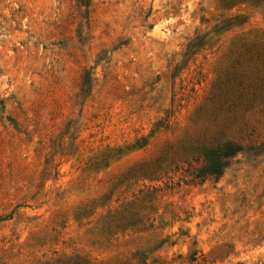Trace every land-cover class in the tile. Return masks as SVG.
<instances>
[{"label": "rangeland", "instance_id": "rangeland-1", "mask_svg": "<svg viewBox=\"0 0 264 264\" xmlns=\"http://www.w3.org/2000/svg\"><path fill=\"white\" fill-rule=\"evenodd\" d=\"M196 37L204 42L184 55ZM263 48L264 4L0 0V264L136 250L149 264H263L264 151H240L201 184L181 171L133 176L188 141L238 138L245 124L214 132L225 113L213 95L239 82L257 90ZM240 112L255 129L244 144L259 142L264 108ZM142 137L145 146L89 168ZM148 186L161 188L153 227H113L122 204L148 210L139 193Z\"/></svg>", "mask_w": 264, "mask_h": 264}, {"label": "trees", "instance_id": "trees-1", "mask_svg": "<svg viewBox=\"0 0 264 264\" xmlns=\"http://www.w3.org/2000/svg\"><path fill=\"white\" fill-rule=\"evenodd\" d=\"M222 3L235 6L240 3H251L253 5L264 4V0H220ZM233 22L227 23V25ZM201 38L193 39L187 46L184 53L188 52L195 46L200 45L204 40ZM261 57L259 65L256 70L257 74L260 73L253 81L250 82L251 85L255 84L257 90L251 92L244 84L235 83L233 86L234 91L232 94L228 95L223 92H218L213 95L215 102H223L224 105V120H220L218 123L214 124V132H230L241 124H245V131L240 133L238 138L227 137L224 139H218L217 142L202 143L199 140L197 142L188 141L186 144L179 146V148L174 151L171 162H166L167 158L159 160L153 165L148 167H140L139 170L133 175L138 179L144 178L153 180H161L163 175L168 171L173 174L181 171L184 176H188V181L195 184H201L207 179L218 180L223 174L226 167L231 163V159L240 151L246 150L253 152L255 155L264 151V138L260 139L259 142L253 143L252 141L248 144L244 142L251 139L255 132L254 127L248 122L249 120L245 115H240V107L248 106L264 108V48L258 52ZM85 79V78H84ZM87 81H83L82 91L87 92L88 87H86ZM236 109V110H234ZM240 122V123H239ZM163 121H158L155 124V129L163 126ZM243 128V127H242ZM241 128V129H242ZM250 129V131H248ZM153 130V131H154ZM238 132V131H236ZM147 144V138L142 137L141 140H136L131 145L124 148L115 147L107 149L102 153L101 157H98L94 162L89 164V168L98 169L101 167H106L109 164L110 159H118L125 152H129L135 149H139ZM125 151V152H124ZM159 191L161 188L157 186H148L147 189H141L140 194L146 203L148 210H136L131 211L128 207L133 203H127L120 205L119 209H116L113 214H111L110 223L113 227H121L126 230L129 227H134L140 230H147L153 227L154 216L151 215L156 211L155 203L158 199ZM139 199V197H137ZM10 217L6 215L5 218ZM3 218H0L2 220ZM178 257H181L180 255ZM191 260L196 261V253L191 254ZM196 264H208L205 260H197ZM78 264H149L148 255L141 250H136L130 254L124 255L121 258L115 259L113 261H103L96 260L91 257H83L79 260ZM264 264V263H263Z\"/></svg>", "mask_w": 264, "mask_h": 264}]
</instances>
